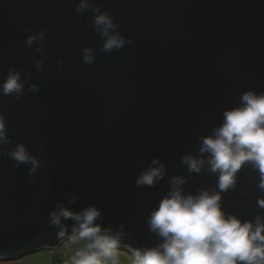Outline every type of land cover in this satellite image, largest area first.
<instances>
[{
    "label": "water",
    "instance_id": "water-1",
    "mask_svg": "<svg viewBox=\"0 0 264 264\" xmlns=\"http://www.w3.org/2000/svg\"><path fill=\"white\" fill-rule=\"evenodd\" d=\"M0 0V261L54 249L76 236L75 221L50 222L58 205L120 234L118 250L158 247L148 218L182 177L184 196L219 192L201 138L242 107L246 92L264 95V0ZM99 8V13L93 9ZM108 14L125 40L104 51L94 24ZM43 33L42 38L40 34ZM36 36L29 46L28 37ZM85 49L92 63H85ZM10 70L17 95L4 94ZM36 85L37 90L32 86ZM17 145L38 161L19 163ZM204 160L190 172L185 156ZM158 160L152 186L137 177ZM158 167L159 165H155ZM260 173L245 163L220 192L221 210L244 221L264 218ZM71 201V203L69 202Z\"/></svg>",
    "mask_w": 264,
    "mask_h": 264
},
{
    "label": "clouds",
    "instance_id": "clouds-1",
    "mask_svg": "<svg viewBox=\"0 0 264 264\" xmlns=\"http://www.w3.org/2000/svg\"><path fill=\"white\" fill-rule=\"evenodd\" d=\"M87 8V0H80L77 12ZM93 11L99 13V8ZM94 24L101 29L102 37H107L104 51L119 49L125 44L118 34L109 33L116 25L108 14L95 15ZM37 38L30 36L26 43L30 46ZM90 53V49H85V63H92ZM19 81L20 74L10 70L2 86L4 94L18 95L22 88ZM32 88L37 90L36 85ZM241 101L242 107L224 113L223 124L211 136L201 138L200 153L208 154L209 170L218 174L220 191L202 190L197 196H184L180 191L184 179L173 177L172 190L148 218L150 229L163 242L155 248L130 250L131 257H125L129 264H264V218L257 216L254 221L241 222L235 216H226L220 205V192L234 187L236 174L245 163H251L259 171L258 187L264 191V95L246 92ZM0 142H8L2 116ZM10 156L19 163H31V171L38 165L23 145H17ZM183 163L190 172L199 173L204 160L189 155L183 158ZM152 165L137 177V185L152 186L163 177L164 166L158 160H153ZM257 204L264 208V199H258ZM100 216L101 212L94 206L74 213L58 205L50 213L51 224L60 228L59 236L65 235L61 220L71 219L78 225L73 229L76 238L88 241L84 248L76 251L71 264H119L120 234L112 235L110 229L102 230L94 223Z\"/></svg>",
    "mask_w": 264,
    "mask_h": 264
},
{
    "label": "rangeland",
    "instance_id": "rangeland-1",
    "mask_svg": "<svg viewBox=\"0 0 264 264\" xmlns=\"http://www.w3.org/2000/svg\"><path fill=\"white\" fill-rule=\"evenodd\" d=\"M86 243L88 241L78 239L74 236L54 249H45L18 260L0 261V264H71V259L76 251L84 248ZM117 252L119 255V264H129V260H126L125 257L130 258L131 255L118 249Z\"/></svg>",
    "mask_w": 264,
    "mask_h": 264
},
{
    "label": "trees",
    "instance_id": "trees-1",
    "mask_svg": "<svg viewBox=\"0 0 264 264\" xmlns=\"http://www.w3.org/2000/svg\"><path fill=\"white\" fill-rule=\"evenodd\" d=\"M122 252H124V253H126L128 255H131V253H129L128 251H122Z\"/></svg>",
    "mask_w": 264,
    "mask_h": 264
}]
</instances>
